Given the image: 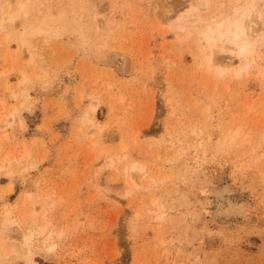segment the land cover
<instances>
[{"label":"rangeland","instance_id":"rangeland-1","mask_svg":"<svg viewBox=\"0 0 264 264\" xmlns=\"http://www.w3.org/2000/svg\"><path fill=\"white\" fill-rule=\"evenodd\" d=\"M43 1L104 48L0 32V264H264V36L218 76L197 34L248 0Z\"/></svg>","mask_w":264,"mask_h":264},{"label":"bare ground","instance_id":"bare-ground-1","mask_svg":"<svg viewBox=\"0 0 264 264\" xmlns=\"http://www.w3.org/2000/svg\"><path fill=\"white\" fill-rule=\"evenodd\" d=\"M178 2L176 1L174 3H178ZM178 4L179 6L182 5L180 3ZM245 4L246 5L242 8L241 11H239L237 8L234 9L231 14H224L223 12H221L216 16L197 21L198 22V26L196 24L198 30L197 34H199V36L201 37V49L203 52L204 61L206 62V64H208V67L214 66L215 68L216 66L217 71L219 72L217 73L218 76L222 75L224 72L227 71L229 72L231 68L234 67L233 65H234V60H236L235 58H237V60L240 63L239 71L245 69L246 72V69H248L252 64L251 56L255 54V46L257 42L256 39H258L259 35L261 34L264 36V0H248ZM79 5L77 6L76 9H73L74 11L73 13H71L68 10H61L60 12H54L51 10L52 9L51 6L46 5L45 1L39 0L38 6L36 7L35 10V14L31 16L33 9H31L32 6H30V0H0V32L4 30H8L9 28L12 29L13 24L17 20L23 19L24 26L22 30L18 33V42L21 50L28 53L31 59H33V57H35L36 55L34 51L35 49L34 45L31 42V40H34L32 38L34 37L39 38V36H44L46 39L52 37H60L68 31L76 34L78 42L81 46H89V49H91L92 51L94 48L98 53V51L103 50L104 42L102 43L99 40L98 41L91 40L92 37L90 38L88 36V33H90L89 31L91 30L90 21L92 24L94 23L95 25H97L99 21L98 17L100 15V12L96 7L91 12L90 14L91 16L89 15L91 20L88 21L86 17L87 22H83L84 21L83 14H80L79 16L78 9H80V11L84 9L85 11V8H81ZM152 5L154 4L152 3ZM152 5L150 4V7ZM151 10L150 12H152ZM157 10L159 9L157 8ZM157 10H153L154 13L152 12L153 13L152 16L155 14L156 17H159L161 19L167 21L172 20V16L171 17L167 16L166 13L169 10L166 9L167 10L166 12L163 10L162 13L161 11L156 12ZM254 14L256 15L255 19L252 18V15ZM188 15H190V13H187L186 16H182L181 20L183 19L185 20V18H189ZM190 16H192V14ZM175 20H177V18H175ZM181 20H179V22H181ZM194 22L197 23L196 20L190 23L193 24ZM190 23L188 22L187 24L186 22L185 23L181 22L177 24L176 29L180 30L179 32L182 33L183 30L189 28L188 26ZM6 36H9V33ZM101 36L102 34L100 32V28H98L97 38ZM220 52H223V54L224 53L230 54L229 56H231V58L227 57L230 58L229 60H227V63L225 62L226 61L225 58L222 57L223 59L221 60L219 59V57L221 56L218 57V53ZM24 62L25 61H22V63ZM27 79L28 78L24 76L23 82L26 83V81H28Z\"/></svg>","mask_w":264,"mask_h":264}]
</instances>
